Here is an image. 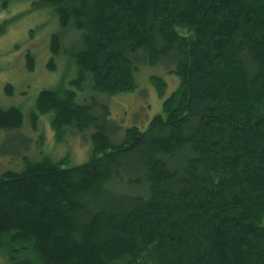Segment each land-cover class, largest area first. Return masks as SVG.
I'll return each mask as SVG.
<instances>
[{
	"label": "trees",
	"instance_id": "16d2710c",
	"mask_svg": "<svg viewBox=\"0 0 264 264\" xmlns=\"http://www.w3.org/2000/svg\"><path fill=\"white\" fill-rule=\"evenodd\" d=\"M32 8L59 26L47 71L63 58L75 72L68 89L39 92L30 123L52 114L57 143L69 129L89 132L91 152L75 167L54 162L21 133L20 109L0 110L5 139L27 138L22 149L9 137L5 158L22 170L0 172L1 264H264V0ZM25 59L33 72V56ZM162 65L179 83L161 114L111 145L99 98L135 91L140 69ZM150 82L162 98L165 82ZM86 86L100 97L80 104Z\"/></svg>",
	"mask_w": 264,
	"mask_h": 264
},
{
	"label": "rangeland",
	"instance_id": "374dc122",
	"mask_svg": "<svg viewBox=\"0 0 264 264\" xmlns=\"http://www.w3.org/2000/svg\"><path fill=\"white\" fill-rule=\"evenodd\" d=\"M37 2L39 0H9L6 7L8 9L0 12V24L6 23V32L0 36V110L20 109L25 117L21 133L28 136L32 142V148L36 149L37 143L41 142L40 152L44 157L54 162L65 158L68 161L66 167H75L88 159L91 152V134L78 133L74 129H69L63 133V137L57 143L55 139L57 134L51 126L52 114L40 116L35 129L29 119L39 92L43 89H68L70 87L68 82L75 72L73 67L68 70L63 58H58L54 72L47 71L46 65L51 58L50 38L53 33L58 32L59 26L55 19L42 8L33 10L32 6ZM71 48V46H64L63 51L70 53ZM28 53L34 58L33 72H28L25 66V54ZM174 69L173 66L169 68L164 65L142 68L135 76L137 84L135 91L110 98L107 96L99 98L102 103L100 106L105 109L107 107L109 112V119H105V122L111 145H119L127 129L136 127L139 131H146L152 118L161 114L163 102L174 92L179 83L176 76L167 74ZM150 78H161L165 82L166 90L162 98H159ZM8 85L12 88L11 95L6 93ZM89 89L86 86L82 92L78 93L80 104L93 94ZM93 96L97 95L93 94ZM5 135L0 131V155L5 156L0 158V172L6 170L20 172L23 164H11V161L5 159L13 157L8 140L12 139L9 137H13L14 142L23 149L27 138L13 134L6 136L5 139ZM31 159L37 161L38 158L32 156ZM128 163L132 165V160ZM129 191L134 192V189Z\"/></svg>",
	"mask_w": 264,
	"mask_h": 264
},
{
	"label": "flooded vegetation",
	"instance_id": "af4514ba",
	"mask_svg": "<svg viewBox=\"0 0 264 264\" xmlns=\"http://www.w3.org/2000/svg\"><path fill=\"white\" fill-rule=\"evenodd\" d=\"M1 10H6V9H1V8H0V12H3V11H1Z\"/></svg>",
	"mask_w": 264,
	"mask_h": 264
}]
</instances>
